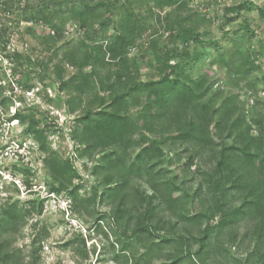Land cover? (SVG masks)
Returning a JSON list of instances; mask_svg holds the SVG:
<instances>
[{"label":"trees","instance_id":"16d2710c","mask_svg":"<svg viewBox=\"0 0 264 264\" xmlns=\"http://www.w3.org/2000/svg\"><path fill=\"white\" fill-rule=\"evenodd\" d=\"M49 2L43 0L36 11L53 31V35H45L43 40L55 46L63 39L64 24L68 20H75L77 30L85 36L75 45L67 42L53 52V56H57L61 50V60L76 70L68 79H63L64 69L60 65L56 67L59 89L68 93L67 113H77L73 138L79 146V156L93 158L96 152H102L92 170L100 180L95 188L98 190L100 186L101 190L99 195L94 190L92 196L83 201L95 202L98 198L99 204H116L108 214L117 225L127 226L135 218L136 240L141 244L144 239L147 242L141 245L144 248L141 259H135L133 264H155L152 259L168 248L173 250L169 264L185 261L199 264L203 262V255L197 253V259H191L193 244L199 245L200 252L207 244L210 229L218 233L225 229L236 230L242 222L247 228L245 234L255 240V253L263 256L264 114L254 110L260 104L256 91L252 90L255 84L246 82L255 95L246 113L237 94L226 93L221 88L214 90L206 75L196 74L208 58L209 66H220L226 74L242 80L251 77L258 65L253 50L244 47L241 40L249 41L254 36L249 29L248 14L258 10L264 15V6L253 0H239L225 8L221 28L224 38L229 40L227 46L201 31V23L206 19L189 9L186 0H53V7H48ZM143 5L147 7L145 10ZM7 7L5 2L2 9L10 13ZM165 8L170 10L160 16ZM36 12L26 19L35 20ZM241 13L244 15L241 28L224 29V25ZM5 18L0 19L1 26ZM153 20L162 27L163 33L149 41L156 42L162 36L163 41L139 55L153 71L143 80L140 61L137 55H132L131 49L136 48L137 41L148 30L153 29L152 34L158 31ZM91 36V43L87 44L86 39ZM8 56H14L19 63L21 54L15 52ZM88 66L90 70L85 71ZM133 108H139L136 114L132 113ZM10 116V120H28L26 114L17 111ZM27 126V132L33 134L45 153L44 163L54 183L50 190L67 191L70 208L73 206L79 212L78 186L73 185V181L80 176L72 160L61 158L51 148L48 136L33 121ZM155 128L162 133L163 141L167 136L179 146H191L187 160L178 156L179 161L184 159L182 167L192 165L196 157L203 159V154L209 152V168L203 172L204 180L192 197V206L188 208L184 204L179 213L181 219L188 221H201L204 217L216 219L215 228L208 226L203 236L179 233L159 237L155 233L160 213L169 207L170 201L182 198L175 195L177 187L173 180L158 169L164 153L162 141L151 135ZM128 161H131L129 165ZM134 182L138 184L134 191L140 205L127 209L126 194L134 187ZM203 182L213 191L216 200L214 206L200 213L194 208V200ZM175 206L171 204L168 208L171 215L178 212ZM0 210L1 233L25 216L16 203ZM102 218L103 215L97 218V226ZM0 264H19L15 250L7 248L1 240Z\"/></svg>","mask_w":264,"mask_h":264},{"label":"rangeland","instance_id":"374dc122","mask_svg":"<svg viewBox=\"0 0 264 264\" xmlns=\"http://www.w3.org/2000/svg\"><path fill=\"white\" fill-rule=\"evenodd\" d=\"M42 1L0 0V9H4L6 2L7 9L10 10L9 17L7 16L2 21V26L0 25V155L4 150H9L7 145H3V139H6L4 137H10L18 144L21 141L25 142L28 147L27 158L18 153L14 144L10 148L11 157H0V209L16 203L20 213L25 215L24 219L20 218L13 226L8 227L6 232L1 233V230L0 240L7 248L15 250L19 264H133L135 259H141V253L144 251L141 245L147 241L144 239L141 244L136 240L133 233L136 227L135 218L130 220L127 226L116 224L110 215L116 204H99L98 198L95 202L83 201L97 190L95 186L100 185L99 178H96L99 176H94L92 170L99 162L102 152H96L93 158L79 156L77 151L79 146L73 138V131L76 128L74 119L77 113H67L65 101L68 93L59 89L57 65L64 69L63 79H68L76 70L61 60V50L57 56H53V52L67 42L75 45L79 40L85 39V36L77 30L79 27L75 20H68L64 24L63 39L55 46L43 40V36L53 35V31L48 23L41 20L40 12H36ZM50 1L48 7H53V0ZM186 1L189 9L196 10L200 17L206 19L201 23V31L228 46L229 40L224 38L225 34L221 28L225 20L224 12L227 6L239 0ZM253 1L264 6V0ZM146 8L142 6L143 10ZM169 10L165 8L159 15ZM34 12L37 15L35 20H27L26 18ZM243 19L244 15L241 13L235 20L224 25V29L241 28ZM153 23L158 31L152 34L153 29L148 30L137 41L136 48L131 49L132 55H137L140 61V77L143 80L149 78L153 71L139 55L152 46L161 45L163 41V36L156 42L149 41L163 33L162 27L155 20ZM248 25L254 36L249 41H241L244 47L253 50L258 65L251 77L242 80L232 74H226V70L220 66H209L208 58L196 75H206L212 82L214 90L221 88L226 93L237 94L246 113L250 109L247 99L250 89L246 82H254L255 89L252 90L256 91V97L260 101L254 110L264 114V15L258 10L250 12ZM86 40L87 44H90L92 36ZM15 52L21 54L19 63L14 56L13 58L8 56ZM90 68L91 66L86 67L85 71H89ZM3 100L5 103H2ZM138 109L133 108L132 113L136 114ZM15 110L26 114L28 120L12 122L10 120L12 116L9 115ZM29 121H33L38 129L44 131L51 148L61 158L71 159L76 167L80 178L75 179L73 185L78 186L79 212H76L73 206L70 208L71 201L67 191L58 193L50 190L54 183L44 163L45 153L38 146L33 134L27 132ZM157 128L151 135L162 141L164 153L158 169H162L163 173L173 180L177 187L175 195L182 198L167 204L169 207L171 204L176 205L175 208L178 207L175 215L170 214L169 207L160 213L161 220L155 233L159 237L177 236L179 233L203 236L208 226L215 228L216 219L208 220L204 217L201 221H188L181 219L179 213L184 204L188 205V208L192 206H190L192 197L198 185L204 180L203 172L209 168V152L203 154V159L196 157L192 165L182 167L184 159L179 161L178 156H184L187 160L191 155V146L189 144L179 146L167 139V136L163 141L162 133L157 131ZM130 162H127L128 165ZM203 183L200 194L194 200L196 202L194 208L200 213L214 206L216 200L213 191L210 192L207 184ZM134 184L126 194L127 209L140 205V198L134 191L138 184L137 182ZM98 187L100 189L97 190V195L101 190V187ZM102 215V222L97 226L99 222L97 218ZM125 222L126 220L123 224ZM242 223L236 230L225 229L218 233L216 229H210L205 241L207 244L202 251L199 252L200 247L196 243L191 246V259H197V253H200L203 255V262L199 264H264V255L255 253V240L245 234L247 228L245 223ZM129 235L133 236L129 238ZM122 249L125 250L121 251ZM172 251L168 248L160 252L152 262L171 263L168 258L171 257ZM183 264L189 262L185 261Z\"/></svg>","mask_w":264,"mask_h":264},{"label":"built area","instance_id":"2783aa9c","mask_svg":"<svg viewBox=\"0 0 264 264\" xmlns=\"http://www.w3.org/2000/svg\"><path fill=\"white\" fill-rule=\"evenodd\" d=\"M9 17V13L8 12H6V11H3V9L1 10L0 9V19L2 18V17ZM263 94H264V92H263ZM247 99H248V106H252L253 105V103H254V100H255V95H254V93H252L251 91H249L248 92V94H247ZM16 111V110H15ZM15 111H13L10 115H13L14 113H15ZM9 115V116H10ZM18 122L17 120H12V122ZM9 123H10V121H8ZM4 138H6V139H3L4 141H3V144L4 145H7L6 147L7 148H9V150H4L3 151V154H1L0 155V157L1 156H5V157H11V155H12V153H11V150H10V148H12L14 145L17 147L16 149H17V151H18V153L19 154H21L22 155V157H24V158H27V152H26V148H28L27 147V145H26V143L25 142H23L22 143V141H21V143H16V141L15 140H13V139H11V140H9L10 139V137H4ZM14 144V145H13ZM22 144V146H20ZM6 147H5V149H6Z\"/></svg>","mask_w":264,"mask_h":264},{"label":"clouds","instance_id":"9594fccd","mask_svg":"<svg viewBox=\"0 0 264 264\" xmlns=\"http://www.w3.org/2000/svg\"><path fill=\"white\" fill-rule=\"evenodd\" d=\"M6 179H8V178H6ZM10 181H14V180H10Z\"/></svg>","mask_w":264,"mask_h":264}]
</instances>
